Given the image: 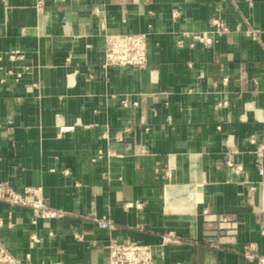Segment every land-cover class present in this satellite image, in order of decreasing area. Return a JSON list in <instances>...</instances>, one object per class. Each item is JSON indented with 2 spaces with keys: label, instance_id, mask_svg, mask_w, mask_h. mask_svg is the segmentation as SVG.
Instances as JSON below:
<instances>
[{
  "label": "crops",
  "instance_id": "obj_1",
  "mask_svg": "<svg viewBox=\"0 0 264 264\" xmlns=\"http://www.w3.org/2000/svg\"><path fill=\"white\" fill-rule=\"evenodd\" d=\"M39 1L0 0V184L65 214L0 200V264H109L115 242L154 264H259L264 0ZM217 13L230 31L213 43L186 34ZM119 31L147 34L145 68L103 65Z\"/></svg>",
  "mask_w": 264,
  "mask_h": 264
},
{
  "label": "built area",
  "instance_id": "obj_2",
  "mask_svg": "<svg viewBox=\"0 0 264 264\" xmlns=\"http://www.w3.org/2000/svg\"><path fill=\"white\" fill-rule=\"evenodd\" d=\"M44 0H40L42 4ZM179 15L178 10L173 11V16ZM211 24L215 26L212 30L186 32L195 42H201L204 45H210L215 41L216 35H222L230 31L223 16L219 13L211 18ZM256 38V36H254ZM149 42L147 34L144 32H107L105 34V60L104 66H132L145 68L148 64ZM12 58L24 57L20 50H14L10 53ZM9 73L20 79L22 72H15L13 69ZM228 77L224 76L223 82H227ZM124 104L127 102L124 100ZM221 104L227 105L225 100ZM220 127V126H218ZM264 156V147H258L256 151V162L262 164ZM226 164L235 171H240L242 166L234 164L232 159H228ZM0 200H4L11 205H20L29 207L40 217L54 218L65 214L60 208H55L45 202L39 189L26 188L24 191H18L9 184H0ZM101 227L113 226L110 220L98 219ZM5 221L0 216V226ZM34 240H38L35 233L31 235ZM246 257L255 260L259 264H264V255L249 249L245 252ZM109 264H154L153 250L149 244L141 242H119L109 244ZM15 258L4 245L0 244V261L14 262Z\"/></svg>",
  "mask_w": 264,
  "mask_h": 264
}]
</instances>
